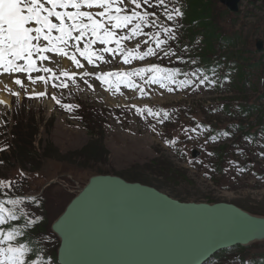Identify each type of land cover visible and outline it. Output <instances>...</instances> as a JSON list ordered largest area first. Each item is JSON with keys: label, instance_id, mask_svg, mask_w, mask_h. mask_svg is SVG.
<instances>
[{"label": "rangeland", "instance_id": "374dc122", "mask_svg": "<svg viewBox=\"0 0 264 264\" xmlns=\"http://www.w3.org/2000/svg\"><path fill=\"white\" fill-rule=\"evenodd\" d=\"M166 5L169 10L175 5L183 11L182 0H166ZM212 11L220 32L237 39L235 46L223 48L228 58L222 57L220 65L221 73L232 77L233 82L220 78L215 84L207 79L204 85L196 87L202 76L191 75L194 70H191L190 58L195 60L201 37L195 44L186 45L182 39L183 16L173 25L177 28V41H169L172 51L183 59L164 57L161 52L159 56L133 60L131 64H124L117 57L112 64L101 65L102 69L110 71H131L153 63L163 68L181 67L182 73H188L194 83L186 88L177 86L171 93L159 84L143 85L137 79V83L146 88L147 95L141 96L138 91L124 86L121 87L123 95L120 92L113 95L97 87L96 92L103 97L99 99L91 91H78L75 85L70 84L68 89L52 87L49 74L50 84L46 88L49 95L41 98L28 93L45 90L44 85L26 81V91L14 84V78L0 76V100H4L3 96L7 99L4 100L7 104H0V142L12 141L15 130L24 134L30 132L36 149L50 154L37 157L36 165L20 164L19 154H14L15 160L0 163V179H11L16 184L14 189L8 190L9 196L19 200L18 190L42 200L40 206L27 199L12 204L20 214L17 221H6V231L21 229L26 223L22 219L25 213L43 217V230L33 234L43 246L42 251L51 256L57 242L52 223L63 213L72 194L77 193L90 176L100 173L117 174L128 180L140 178L181 201L230 202L264 216V158L259 156L264 150V0H241L237 13L231 12L220 0H212ZM158 12L162 18L158 23L167 24L164 9L159 8ZM148 30L145 27V31ZM166 35L162 33L161 38ZM258 39L262 41V49L257 48ZM144 40L149 41L148 46H154L150 37H137L125 43L132 48L140 42L139 51L143 52L147 50ZM51 56L44 66L52 67L53 71H80L65 58ZM241 66L246 72L242 80L237 68ZM87 68L91 70L92 66L87 65ZM77 83L81 89L86 88L79 80ZM9 88L13 92L20 91V97L12 95ZM53 94L62 104H80L81 107L69 111L55 104L51 99ZM133 104L136 108H132ZM141 107L145 108V115L139 113ZM147 107L169 113L170 119L160 124L158 118H145ZM150 124L156 126L155 132ZM191 128L197 130L192 132ZM168 140L176 143L169 144ZM223 145L224 151L220 149ZM193 148L199 150V156H192ZM5 191L0 187V194ZM6 207L16 212L11 204ZM260 255H264V241L233 249L212 264H246L240 258L249 260ZM47 264L56 262L50 258Z\"/></svg>", "mask_w": 264, "mask_h": 264}, {"label": "snow or ice", "instance_id": "6c2138e0", "mask_svg": "<svg viewBox=\"0 0 264 264\" xmlns=\"http://www.w3.org/2000/svg\"><path fill=\"white\" fill-rule=\"evenodd\" d=\"M159 8L164 9L167 24L158 23L162 19ZM183 15L181 8L175 5L169 10L166 0H0V76L14 78V84L26 91V81L33 85H44L45 90H32L28 93L31 97L41 98L49 95L46 90L50 84L49 74L52 87L68 89L70 84L75 85L78 91H91L99 99L103 97L96 92L97 87L113 95L117 92L123 95L122 86L138 91L141 96L147 95L146 88L137 83V79L143 85L159 84L169 93L176 91L177 86L186 88L194 81L187 78L188 73H181L179 68H163L155 63L150 67L134 68L131 71L101 68V65L112 64L117 57L124 64H131L133 60L143 61L145 57L159 56L161 52L164 57L175 56L177 60L183 59L182 55L172 51L169 44V41H177V28L173 25L178 24ZM145 27L149 30L145 31ZM151 29L157 30L152 32ZM162 33L167 35L161 38ZM137 37H150L154 46H148L149 41L144 40L146 51H139L140 42L129 48L125 42ZM51 54L65 58L74 65V69L80 71L57 73L52 67L44 66V62L52 59ZM190 62L196 63L191 58ZM87 65L92 66L91 70ZM56 66L59 67V61H56ZM181 75L186 78L178 79ZM191 75L195 77L196 73ZM78 80L86 85L85 89L80 88ZM89 80L93 83H89ZM206 81L207 77L199 79L196 87L204 85ZM8 91L15 97L21 95L20 91L13 92L11 88ZM51 99L69 111L81 107L80 104H62L54 94ZM0 104H7V101L0 100ZM132 108H136V105L133 104ZM138 111L145 115V108L141 107ZM147 116L158 118L160 124L170 119L169 113L153 111L151 107L146 109L145 118ZM149 126L156 131L154 124ZM196 130L190 129L192 132ZM167 142L176 143L175 140ZM208 154L213 155L211 152ZM259 156L264 158V150ZM0 187L6 190L0 195L8 197V190L14 189L16 184L11 179H0ZM17 195L20 196L19 200H0V264H40L39 260L28 256L29 249L26 245L16 241V236L23 235L19 230L6 231L8 219L17 221L16 215L6 205L23 203L27 199L40 206L42 200L37 195H26L18 190ZM25 215L29 217L25 227L35 224L37 220H43V217L31 213ZM35 255L33 252V257Z\"/></svg>", "mask_w": 264, "mask_h": 264}, {"label": "water", "instance_id": "95a60500", "mask_svg": "<svg viewBox=\"0 0 264 264\" xmlns=\"http://www.w3.org/2000/svg\"><path fill=\"white\" fill-rule=\"evenodd\" d=\"M220 1L239 12L241 0ZM51 227L60 264H206L224 249L264 239L262 215L230 202L181 201L112 173L90 176Z\"/></svg>", "mask_w": 264, "mask_h": 264}, {"label": "trees", "instance_id": "16d2710c", "mask_svg": "<svg viewBox=\"0 0 264 264\" xmlns=\"http://www.w3.org/2000/svg\"><path fill=\"white\" fill-rule=\"evenodd\" d=\"M182 1H183V13H184L183 26H182L184 30V34L182 39L187 42L186 45L191 46L195 44V42L199 40V38L201 37L200 40L201 43L196 48L197 53L194 54L195 61H197V64L196 65L192 64L193 67H191V70L192 71L194 70L196 75H201L202 78L207 77V79H209L215 84L219 83L220 78L223 79L226 78L230 82H233L232 77L227 76V74L221 73L220 65L222 63L221 60L222 57L228 58V56H226L227 52L223 51V48L226 47L230 48L235 46L237 44V39L224 35L222 32H220L219 27L215 22L213 16L214 14L212 11V0H182ZM178 68L182 73L183 69L181 67ZM237 68L241 71L239 75L242 80L246 72L245 70H243L242 66ZM187 78L190 79L191 77L188 76ZM183 79H185V77H183ZM17 126L18 125H15V128H18ZM215 132L217 133L218 131ZM12 135L14 136L12 141L9 142L8 140L6 141L2 140V142H0V149H3V151H0V161H2L1 164H4L6 162V159L9 161L15 160L14 154H19V156L22 157V158L18 157V159L20 160L18 162L25 166L26 164L36 165L39 163L36 160L37 157L41 158L50 155L48 154L49 152L48 153L45 151L40 152L36 149V146L34 145L35 139L33 140V134H31L30 132L24 134V132L21 133V130L20 131L15 130L13 131ZM28 138H30L31 140H29ZM224 147L225 146L223 145L221 146L220 149L224 151L223 149ZM10 149H12L11 152L13 153V154L11 153V155L8 154L10 152ZM131 179L144 182L143 180H140V178H130L129 180ZM75 195L76 193H73L72 198ZM261 212L262 211H260L259 213ZM14 214L18 218L20 212L16 211L14 212ZM41 222L42 221L37 220L35 224H28V228L30 229L29 238L31 240L30 242L31 254H33V252L37 254L39 250L36 237L35 235H32V233L41 232V230H43V226H41L42 225ZM59 243L60 241L57 236V242L55 245L54 252L52 253L51 256H49V254H45L44 256L46 262H48V260L51 258L56 262V264H60L57 259ZM245 247L246 246L237 245L233 248L224 249L219 253H217L210 260V263L218 260V258L222 254L230 252L233 249H243ZM240 260L246 264H264V255H260L258 258H252L249 260L240 258Z\"/></svg>", "mask_w": 264, "mask_h": 264}, {"label": "flooded vegetation", "instance_id": "af4514ba", "mask_svg": "<svg viewBox=\"0 0 264 264\" xmlns=\"http://www.w3.org/2000/svg\"><path fill=\"white\" fill-rule=\"evenodd\" d=\"M11 231H13V230H11ZM23 235H18V236H16L15 237V239H16V241H19L20 243H23L24 245H26L27 247H28V249H29V240H30V238H29V235H30V230L28 229V228H24V229H22V230H19ZM14 232V231H13ZM41 248L43 249V246L41 245ZM40 248V250H39V254H40V256H39V261H40V264H45L44 263V260H43V251H42V249ZM28 256L30 257V249H29V253H28Z\"/></svg>", "mask_w": 264, "mask_h": 264}, {"label": "bare ground", "instance_id": "6f19581e", "mask_svg": "<svg viewBox=\"0 0 264 264\" xmlns=\"http://www.w3.org/2000/svg\"><path fill=\"white\" fill-rule=\"evenodd\" d=\"M61 60H62V59H61ZM65 63H66V62H65ZM67 64H68V63H67ZM62 65H63V64H62ZM4 95H5V94H4ZM2 96H3V95H2ZM3 99H4V100H7V99H6V96H3ZM262 241H264V239H263V240H256V241H253V242L250 243V245H252L253 243H256V242H262Z\"/></svg>", "mask_w": 264, "mask_h": 264}]
</instances>
